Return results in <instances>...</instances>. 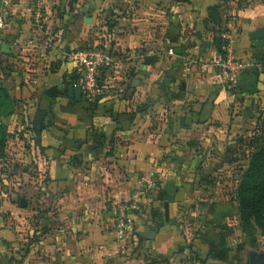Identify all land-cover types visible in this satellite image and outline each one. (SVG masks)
<instances>
[{"label":"crops","instance_id":"1","mask_svg":"<svg viewBox=\"0 0 264 264\" xmlns=\"http://www.w3.org/2000/svg\"><path fill=\"white\" fill-rule=\"evenodd\" d=\"M9 1L0 87L28 126L32 169L0 189V264H264V236L243 232L226 183L264 92V6ZM223 31L253 58L236 91L203 69ZM108 33L116 75L94 105L77 102L69 52ZM149 177L136 234L120 241L112 207Z\"/></svg>","mask_w":264,"mask_h":264},{"label":"built area","instance_id":"2","mask_svg":"<svg viewBox=\"0 0 264 264\" xmlns=\"http://www.w3.org/2000/svg\"><path fill=\"white\" fill-rule=\"evenodd\" d=\"M9 4V0H0V38L7 22L6 9ZM100 39L103 41H89L69 52L73 63L74 86L80 88L82 100L90 106L96 103L103 87L115 77L118 67L117 58L108 46L112 39L111 34H105ZM220 41V52L204 63L203 69H216L220 83L228 91H236L240 76L253 67V58L237 56L234 49L235 39L231 33L223 31ZM168 54L172 55L173 50L169 49ZM156 187L154 180L149 177L139 187H135L130 199L114 203L112 229L118 240L126 242L136 234L133 218L143 209L142 198L148 193H153Z\"/></svg>","mask_w":264,"mask_h":264},{"label":"trees","instance_id":"3","mask_svg":"<svg viewBox=\"0 0 264 264\" xmlns=\"http://www.w3.org/2000/svg\"><path fill=\"white\" fill-rule=\"evenodd\" d=\"M0 94L3 99L0 102V116L6 117L11 113L9 111L11 102L3 88H0ZM255 131L248 139L249 152L245 156L247 163L239 172L233 193L239 206L241 227L252 243L255 242L258 232L264 236V225L259 223V218L264 217V175L259 173L264 169V127L263 129L255 127ZM3 143H5V128L0 126V146ZM255 231L257 233L253 235Z\"/></svg>","mask_w":264,"mask_h":264},{"label":"rangeland","instance_id":"4","mask_svg":"<svg viewBox=\"0 0 264 264\" xmlns=\"http://www.w3.org/2000/svg\"><path fill=\"white\" fill-rule=\"evenodd\" d=\"M229 1L230 5L236 6V7H248L249 5H263L264 6V0H227ZM1 88V87H0ZM2 96L0 94V102L2 101ZM256 104V109L252 112L253 115V120H255L254 126L256 128H262L264 127V92L261 94V99H258L255 101ZM9 111L11 113L9 115L5 116H0V126L5 128V143H3L0 146V189L2 190L3 187H7V185L10 183V181H13L14 179L16 180L18 178V172L19 168L21 167L25 171H30L32 169L31 165L29 162H26L28 159V156L30 153H28V134L25 133L26 130L28 129L27 125H24L23 128H20L21 126L19 125V121H15L11 119L13 116L16 115V110L14 109V105H11L9 108ZM250 111V110H249ZM27 116V115H26ZM20 128V129H19ZM252 137V135L248 136V139ZM254 137V136H253ZM241 153H235V159L239 160V162H236L235 166L231 167L229 169L230 174L228 172L229 180L227 183L231 184L232 190H235L236 188V181L239 172L243 170V167L246 166V163L244 162V159H246V155L249 152L248 149L242 148ZM240 155V156H237ZM22 163V164H21ZM19 165V166H18ZM242 167V168H241ZM228 170V168H227ZM241 170V171H240ZM18 171V172H17ZM260 175H264V169L260 170ZM12 184V183H10ZM257 188H255L256 190ZM257 191H255L254 194H256ZM259 223L260 225H264V217L259 218ZM255 225V224H254ZM257 229V228H256ZM257 232L255 231L252 233L255 235Z\"/></svg>","mask_w":264,"mask_h":264},{"label":"water","instance_id":"5","mask_svg":"<svg viewBox=\"0 0 264 264\" xmlns=\"http://www.w3.org/2000/svg\"><path fill=\"white\" fill-rule=\"evenodd\" d=\"M261 42H259L256 46H260ZM69 92L71 97H74V99L78 102L81 99V90L79 87H70ZM250 264H260L259 261L255 258H251Z\"/></svg>","mask_w":264,"mask_h":264}]
</instances>
